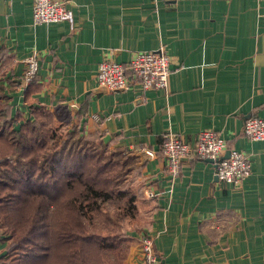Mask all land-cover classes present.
Segmentation results:
<instances>
[{"label": "crops", "instance_id": "0c3cea01", "mask_svg": "<svg viewBox=\"0 0 264 264\" xmlns=\"http://www.w3.org/2000/svg\"><path fill=\"white\" fill-rule=\"evenodd\" d=\"M32 2L0 0L8 116L20 113L17 128L34 107L63 110L68 127L102 133L136 157L123 186L138 212L126 226L124 264H144L143 234L154 238L160 264H264V140L242 132L249 113L264 118V0H67L70 18L50 23L33 21ZM161 46L170 57L165 89L146 90L141 103L137 84L98 89L103 58L125 63L135 51ZM33 51L39 67L26 85L22 59ZM206 128L224 139L225 154L249 155L241 185L219 181L209 160L184 161L177 175L167 170L158 150L164 133L193 144Z\"/></svg>", "mask_w": 264, "mask_h": 264}, {"label": "trees", "instance_id": "16d2710c", "mask_svg": "<svg viewBox=\"0 0 264 264\" xmlns=\"http://www.w3.org/2000/svg\"><path fill=\"white\" fill-rule=\"evenodd\" d=\"M8 113L0 93V264H123L138 214L123 186L136 157L68 127L66 111L34 107L17 128L20 113Z\"/></svg>", "mask_w": 264, "mask_h": 264}, {"label": "built area", "instance_id": "2783aa9c", "mask_svg": "<svg viewBox=\"0 0 264 264\" xmlns=\"http://www.w3.org/2000/svg\"><path fill=\"white\" fill-rule=\"evenodd\" d=\"M67 0H33L32 18L35 23H50L70 18ZM24 72L22 82L28 84L37 75L39 67L38 53L33 51L22 59ZM171 72L170 57L163 46L158 49L140 50L132 53L129 61L122 63L110 58H103L95 74L98 89L103 93L126 91L132 84L140 88L136 102L145 100L144 92L148 89H165ZM243 134L250 140H264V118L249 113L242 128ZM219 133L206 128L198 132L193 144L179 136L164 133L159 145V152L166 159L167 170L177 175L184 161L193 158L209 160L215 177L224 183L241 185L251 172L249 155L236 149H229ZM147 152V150H146ZM151 156L153 153L148 152ZM144 264H160V256L154 247V238L143 234L137 242Z\"/></svg>", "mask_w": 264, "mask_h": 264}, {"label": "rangeland", "instance_id": "374dc122", "mask_svg": "<svg viewBox=\"0 0 264 264\" xmlns=\"http://www.w3.org/2000/svg\"><path fill=\"white\" fill-rule=\"evenodd\" d=\"M108 205H110V207H111V204H108ZM126 257H127V255H126ZM126 259V258H125ZM125 259H124V261H125ZM124 261H123V264H124Z\"/></svg>", "mask_w": 264, "mask_h": 264}, {"label": "water", "instance_id": "95a60500", "mask_svg": "<svg viewBox=\"0 0 264 264\" xmlns=\"http://www.w3.org/2000/svg\"><path fill=\"white\" fill-rule=\"evenodd\" d=\"M226 155H227V153H226Z\"/></svg>", "mask_w": 264, "mask_h": 264}]
</instances>
